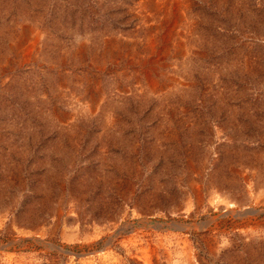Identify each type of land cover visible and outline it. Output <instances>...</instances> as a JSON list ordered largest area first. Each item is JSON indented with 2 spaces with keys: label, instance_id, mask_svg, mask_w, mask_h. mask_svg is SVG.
Segmentation results:
<instances>
[{
  "label": "rangeland",
  "instance_id": "rangeland-1",
  "mask_svg": "<svg viewBox=\"0 0 264 264\" xmlns=\"http://www.w3.org/2000/svg\"><path fill=\"white\" fill-rule=\"evenodd\" d=\"M0 264H264V0H0Z\"/></svg>",
  "mask_w": 264,
  "mask_h": 264
},
{
  "label": "water",
  "instance_id": "water-1",
  "mask_svg": "<svg viewBox=\"0 0 264 264\" xmlns=\"http://www.w3.org/2000/svg\"><path fill=\"white\" fill-rule=\"evenodd\" d=\"M76 254H79V253H76Z\"/></svg>",
  "mask_w": 264,
  "mask_h": 264
}]
</instances>
